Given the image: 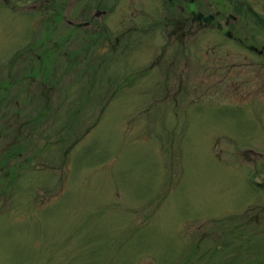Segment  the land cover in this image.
Instances as JSON below:
<instances>
[{"label": "rangeland", "instance_id": "obj_1", "mask_svg": "<svg viewBox=\"0 0 264 264\" xmlns=\"http://www.w3.org/2000/svg\"><path fill=\"white\" fill-rule=\"evenodd\" d=\"M6 1L0 264H264V0H206L185 45L168 0H103L150 31L95 52L93 0Z\"/></svg>", "mask_w": 264, "mask_h": 264}, {"label": "flooded vegetation", "instance_id": "obj_2", "mask_svg": "<svg viewBox=\"0 0 264 264\" xmlns=\"http://www.w3.org/2000/svg\"><path fill=\"white\" fill-rule=\"evenodd\" d=\"M101 1V2H100ZM93 0L95 3L94 5H97L96 8H91V18H87L84 22H82V28H86L88 31V37H91L90 41V47H92V51L95 52V50L101 49L103 50H110L111 48H120L122 44H124V41L126 40L127 36H132L137 32L143 33L144 31L147 32V30L150 31V27L146 25L144 28H137L132 26V22H128L127 20H123L120 22V24H116L118 26H115V28L111 27V20L108 19V12L106 10V5H103V0ZM108 0L107 2H109ZM168 4L170 5V10H177L179 12L178 17H172L169 19H165L161 24L158 26L163 28V33L165 36V39L167 41V44L174 41L179 45L182 43L185 45L186 39L190 37L189 32L191 31L192 26H197V29L206 28L209 26H213L216 24L215 17L214 16H206L204 14V11L206 10V7L210 6V3L208 5L206 0H168ZM4 3L6 5H9L8 1L4 0ZM92 6V5H91ZM36 7V6H35ZM35 7H32L33 10ZM109 8V7H108ZM92 9H96L95 13L92 14ZM86 11V10H85ZM85 11H81L80 6L74 5V20L84 18L85 15L88 14ZM243 11V12H242ZM86 13V14H85ZM249 8L247 6L240 11H238V14L240 15H246L247 17L249 15ZM103 17V19H102ZM246 18V17H244ZM102 19V20H101ZM100 20V21H99ZM225 28H229L232 23L237 24L239 19L237 17L231 16L229 19H225ZM99 21V22H98ZM232 21V23H231ZM77 26V25H75ZM74 26V27H75ZM128 26V27H127ZM217 27H220V30L223 28L218 24ZM119 27V28H118ZM159 27L155 26L154 31H158ZM76 28V27H75ZM113 28V29H112ZM79 29V27H78ZM117 32V33H116ZM229 39L232 37L230 33H225ZM151 39H154L157 37V33H150L148 36ZM116 50V49H115ZM257 53H260L258 50H253ZM264 51L261 52V55L263 56ZM163 54H161V58H163ZM161 63L159 60L158 64ZM174 67V66H173ZM152 68V67H151ZM172 68L168 65V69ZM167 70V69H166ZM258 188L263 185H256ZM259 217H257V220Z\"/></svg>", "mask_w": 264, "mask_h": 264}, {"label": "trees", "instance_id": "obj_3", "mask_svg": "<svg viewBox=\"0 0 264 264\" xmlns=\"http://www.w3.org/2000/svg\"><path fill=\"white\" fill-rule=\"evenodd\" d=\"M251 9H249L250 11ZM252 18L255 19V22L259 25V26H264V18H259V15L253 14Z\"/></svg>", "mask_w": 264, "mask_h": 264}]
</instances>
